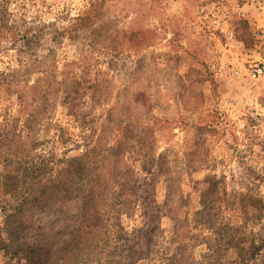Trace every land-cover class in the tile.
Wrapping results in <instances>:
<instances>
[{
    "label": "rangeland",
    "instance_id": "374dc122",
    "mask_svg": "<svg viewBox=\"0 0 264 264\" xmlns=\"http://www.w3.org/2000/svg\"><path fill=\"white\" fill-rule=\"evenodd\" d=\"M60 263L264 264V0H0V264Z\"/></svg>",
    "mask_w": 264,
    "mask_h": 264
},
{
    "label": "built area",
    "instance_id": "2783aa9c",
    "mask_svg": "<svg viewBox=\"0 0 264 264\" xmlns=\"http://www.w3.org/2000/svg\"><path fill=\"white\" fill-rule=\"evenodd\" d=\"M263 73V68H260L259 66H256L252 70L251 77L255 78L260 76Z\"/></svg>",
    "mask_w": 264,
    "mask_h": 264
},
{
    "label": "trees",
    "instance_id": "16d2710c",
    "mask_svg": "<svg viewBox=\"0 0 264 264\" xmlns=\"http://www.w3.org/2000/svg\"><path fill=\"white\" fill-rule=\"evenodd\" d=\"M31 178H34L33 175H32ZM38 188H39V187H38ZM43 189H44V188H43ZM29 190H30V193H31V189H29ZM37 190H38V189H37ZM36 192H37V191L35 190L34 193H33V195H35ZM40 195H41V194H40ZM24 201H26V200H24ZM63 260H64L63 257H61V258H60V262L62 263ZM61 263H60V264H61Z\"/></svg>",
    "mask_w": 264,
    "mask_h": 264
}]
</instances>
